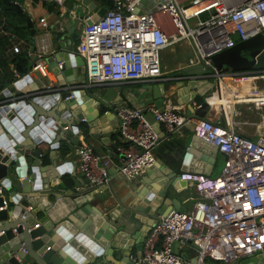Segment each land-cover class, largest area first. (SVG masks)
I'll list each match as a JSON object with an SVG mask.
<instances>
[{
  "label": "built area",
  "instance_id": "1",
  "mask_svg": "<svg viewBox=\"0 0 264 264\" xmlns=\"http://www.w3.org/2000/svg\"><path fill=\"white\" fill-rule=\"evenodd\" d=\"M202 13H206L204 18ZM190 17L196 18L192 25ZM39 25L44 29L37 47L41 59L48 50L45 17L39 18ZM257 33H264V0H113L97 19L85 21L77 48L85 62L87 80L98 84L157 77L161 73L160 51L183 38L190 40L206 64H211L212 53L236 42L232 34L240 40ZM12 48L20 51L18 43ZM214 74L222 75L217 70ZM249 76L252 81L261 79V86L236 90L235 100L258 110L254 138L244 135L231 121L188 118L185 111L160 108L155 103L114 107L120 118L118 133L127 142L118 146L122 158L117 171L127 179L155 161L154 147L160 134L149 115L167 131L190 121L195 135L224 153L222 169L216 176L181 173L182 178L194 183L196 196L191 207L159 214L144 236L140 253L130 255L134 264H183L181 255L173 250L175 240L193 248V264H207V257L231 262L264 251V69L251 71ZM76 153L78 166L91 186L103 190L108 179V155L98 154L88 145L78 146ZM3 189L0 182V209L7 207ZM4 231L0 228V234ZM20 248L26 251L23 244Z\"/></svg>",
  "mask_w": 264,
  "mask_h": 264
},
{
  "label": "water",
  "instance_id": "2",
  "mask_svg": "<svg viewBox=\"0 0 264 264\" xmlns=\"http://www.w3.org/2000/svg\"><path fill=\"white\" fill-rule=\"evenodd\" d=\"M80 2L81 4L76 5L79 7L83 4L87 7L88 10L85 16L89 15L90 17L85 21L90 22L102 15L113 0H106L105 4L101 5L93 0H80ZM14 4L17 11L24 12L18 2L14 1ZM78 12L80 11L78 10ZM24 15L31 34H34V23L31 17L26 12H24ZM77 20H81L79 15L72 19L69 15L62 14V17L55 22L57 26L51 24L53 28L50 38L54 50L49 54H43L41 59L37 56L38 43L35 42V39L30 41L33 63L31 67L26 68L30 71L40 63L48 65L55 77V83L52 85L53 89L44 90L46 87H41L42 85H37L38 83L30 90L22 87L27 82V78L30 77V73L27 71L20 78L21 80H16L14 83L16 88L25 92L22 96L16 95L15 91H11L8 87H4L0 91V182L11 186L14 181L12 174H15L18 176L16 178L20 182L21 191L25 193L32 192L33 188L34 190L41 189L39 187L40 175L43 178L49 175L50 178H53L54 176H61L64 171H70L71 169L67 168V164L58 166L56 159H52L50 163H43L40 159L41 152L39 149V145L42 143L48 142L52 147H58L62 139H65L67 149L68 145L79 143L78 132L80 126L85 133L84 137L91 143V147L96 153L101 154L98 148L99 145L109 146L114 151L117 149V145L108 137L110 132L100 133L95 129V125L100 123L99 117L102 114L110 116L116 113L114 105L105 97V93L95 90L86 78L85 62L77 48L80 38ZM194 55L197 62L183 67L185 73L183 77L179 79L171 77L167 81L168 83L176 82L172 93L175 92L178 102L186 104L185 113L188 118L199 116L216 122L217 116L210 100L213 95V84L206 85L208 80L206 72L211 71L214 73L217 70L221 73L224 69L225 73L233 75L238 72L264 69V33H257L245 39L237 40L233 45L212 53L210 56L211 64H206L196 51ZM15 71L19 75L23 73V68L19 62L15 64ZM215 76L216 74L213 77ZM203 82L205 83L202 85ZM71 84L79 85L75 87ZM2 87L3 85L0 84V89ZM156 88L160 90L165 88L164 82L157 84ZM31 91L33 93H29ZM70 93H72V96H68ZM162 98V95H155L154 103L160 108L164 107L161 103ZM103 107H106V109L100 113V109ZM149 117L153 124H159L150 115ZM117 120L114 129L119 132L120 118L118 116ZM84 122L87 123V126H84ZM185 123L192 129L190 121ZM74 132L77 133L75 137L68 138ZM93 140L96 142H93ZM27 155L34 157L29 164L25 159ZM167 173L169 184L172 183L173 187L177 189L179 183L173 181L175 173ZM70 175L73 185L69 191L68 188H64V190H62L63 188L50 189L55 197H60L61 192H68L75 196L93 190L89 178L84 172L78 174L76 171L71 170ZM108 175L109 171L107 172ZM178 176L181 178L180 174ZM143 179L149 184L157 181L159 176L154 177L151 172H147L146 177ZM61 180L59 178L57 182L60 183ZM43 181L49 183L45 179ZM102 191L95 190V192ZM137 197L140 199L137 205L128 208L143 214L149 213L150 219L144 221L145 228L140 233V240L137 239V236L130 235V240H136L139 244V250L135 254L140 253L147 230L158 219V215L167 208V205L164 206L166 202L159 204L157 198L153 195L148 194L146 196L144 193H138ZM19 201V198H15L13 200L14 206L11 209L7 207L0 209V228L5 230L0 234V254H3L14 264H18V259L14 257V253H17V256L22 259L26 255L32 257L35 264H77L74 259L81 260L82 255L71 246L74 245L72 242H68L69 244L64 242V239L69 238V233L63 231L62 224H64L63 218L65 216L68 220L72 219L77 222V230L72 229L74 232L73 239L76 241L75 245L82 252L91 249L96 253L91 258L87 257L89 260L86 264H134L130 260L131 252L128 250L130 241L125 240L126 233L121 231L122 229H117L111 222L109 213L103 217L99 209L90 208V206L84 207V204H86L84 200L79 205L75 204L73 206L77 210L76 214L82 215L80 217L79 215H68L69 213L64 214L62 211V209H65L64 207H59L60 209L57 207L56 210L47 212L54 203L51 206L39 208L33 200L25 195L21 198L20 204H18ZM117 201L120 205L126 206L122 201L118 199ZM2 203L3 196L0 195V204ZM171 206L173 207V205ZM80 207L83 208L78 209ZM176 207V209L182 210L179 206ZM10 210L13 215L12 219L9 216ZM40 211L42 212V215L39 216L40 221L38 218L36 219L41 225L37 227L38 225L35 226L32 221ZM56 215L60 220L54 218ZM75 217H79V219ZM50 236L60 245L49 250L41 248ZM61 243L64 245L62 246ZM108 243L112 255H109L107 257L109 260L106 261L102 257L106 253L102 245ZM22 244L26 251L20 248ZM172 246L173 250L181 256L183 255L177 240L173 241ZM66 251L75 258L73 256L71 258L70 254H65ZM115 251H119L120 256L115 254ZM64 254L65 256H63ZM98 257L99 259H97ZM73 260L74 262H71ZM230 263L264 264V251L246 255Z\"/></svg>",
  "mask_w": 264,
  "mask_h": 264
},
{
  "label": "crops",
  "instance_id": "3",
  "mask_svg": "<svg viewBox=\"0 0 264 264\" xmlns=\"http://www.w3.org/2000/svg\"><path fill=\"white\" fill-rule=\"evenodd\" d=\"M78 1L80 0H63L62 4H59L55 1L18 0L23 11L29 14L34 23V34L31 39H35V42L38 43V45L41 42V37L44 36V29H42L39 25V18H46L48 22L46 27L48 50L46 51V54H49L54 50V45L50 38L53 28L51 27V24L55 26V22L62 17V14L69 15V17L72 19L76 15H79L81 20H77V24L79 25L78 32H81L85 23V14L87 13L88 9L82 4L79 7L83 12H78L77 7L75 6V4H78ZM167 26L170 27V24L168 25L167 23ZM1 34L8 36V38H0V84L3 85L0 91H2L4 87H8L11 91H15L16 95L22 96L25 92H23L22 89L20 90L16 88L14 83L16 80H21L20 78L24 75V73L29 71V69L26 67H31L33 63L31 60L32 52L30 51L31 40L27 41L24 37L19 36L11 29L3 28L2 24L0 25V35ZM15 43L19 44L20 51L13 50L12 47ZM169 46L170 45H168V47ZM165 48L167 47H164L162 50ZM25 52L28 53L29 57L25 62H20L19 56ZM195 57L196 56L194 54L188 57H176L173 60V63H169V65L165 61L161 62V73L155 78L146 80L105 81L98 84H90L94 86L95 90L103 91L105 93V97L114 105V107L117 105L143 107L154 103L155 95H162L163 98L161 103L164 107H172L180 109L181 111H186V104L184 102H178L175 92L172 93L176 82L172 81L171 83H168L167 80L171 77L176 79L183 77V75H185L183 72V67L197 62ZM16 62H19L23 68V73L21 75L17 74L15 71ZM224 72L225 71L223 69L221 71L222 75L219 77H213L214 73L211 71L206 72L208 76L206 85L213 84L212 97L215 99L211 100V105L213 106L215 115L217 116L216 120L220 123L231 121V123L235 125L236 129L241 131L244 135L254 138L258 130L256 126V122L258 120V110L248 102H237L235 100V92L237 88L239 91H246L254 86L256 87V85L259 87V83L255 82L256 80H251L249 76L251 75V71L238 72L235 75H229L228 73ZM29 73L30 77L27 78V82L24 83L25 85L22 87L30 90V88L35 87L36 83H38L37 85H42L41 87H50L48 89L44 88V90L53 89L52 85L55 83V77L51 73L48 65L40 63V65L35 66L34 69L30 70ZM241 75L244 76L243 79H241V77H237ZM210 76L212 77L210 78ZM211 79L213 80L212 82ZM162 82H164L165 88L161 90L156 88V85ZM204 83L205 82H203L202 85ZM71 85L76 87L79 84ZM153 86H155V88H153ZM29 93L33 92L31 91ZM105 109L106 107L101 108L100 113H102ZM99 120L100 123L95 125V129L100 133L110 132L108 137H110V140L117 145V149L115 151L109 146H98L101 154L108 155L110 158V162L106 167L107 171H109V175L107 177L108 179L104 183L102 192H95L96 189L93 188V190L87 191L82 195L73 196L68 192V194L66 192H61L62 194L60 197H55L51 191L52 189L56 188H63L62 190H64V188H68L69 191L70 187L73 185L70 175L71 170L76 171L78 174L82 172L78 166V155L76 153V148L80 145L91 146V143L86 140L84 137L85 133L79 126V143L68 145L67 149V143L65 142V139H62L58 147H52L48 142L39 145L41 152L40 159L43 161V163H50L52 159H56L58 166L67 164V168H71L70 171H64L61 176H54L53 178H50V175L45 176L44 178L40 175L39 187L41 189L34 190L33 188L32 192L27 193L21 191L20 182L16 178L18 176L12 174L14 181L11 183V186H7L2 183L4 187L3 195L7 200L8 209H11L12 206H14L13 200L15 198H19L21 201V198L25 195L28 196L30 200H33V202L36 203L37 207L39 208L48 207L54 203L53 206L49 207L47 212L56 210L57 207H64L65 209H62L64 214L69 213L68 215H79V217L82 215L76 214L77 210H75L76 208L73 206L75 204L79 205L82 203V200H84L86 203L84 204V207L90 206V208L93 207L95 209H99L102 212L103 217L105 214L109 213L110 220L116 226V228L119 230L122 229L121 231L126 233V238L124 239L130 241L128 250L131 252V254H135L139 250V244L136 242V240H130V235H135L137 236V239L140 240V233L143 232V229L145 228L144 221L150 219L149 213L143 214L128 208L129 206L133 208L135 205H137L138 201L140 200L138 199L137 194L144 193L146 196L148 194L153 195L157 198L159 204L166 202L164 203V206L167 205V208L163 213H167L171 209H176V206H179V208L182 210L189 209L196 196V190L194 188L193 181L182 178L181 173L186 171H194L202 172L209 176H216L222 169L224 153L214 144L207 142L195 135L193 130L186 123L185 125H182L173 131H167L162 123H155L153 126L160 134V140L154 147V153L156 157L155 161L136 176L127 179L120 175L117 171L118 165L121 163L122 158V153L120 150H118V146L127 145V142L122 140L119 133L114 129L118 122L117 115L111 114L108 116L102 114L99 117ZM84 126H87L86 122H84ZM75 134L77 133H71L68 138L75 137ZM93 142L96 141L93 140ZM53 144L55 143L53 142ZM25 159L29 164L34 159V157L27 155ZM98 163L102 164L101 162ZM147 172H151L154 177L159 176V179L147 184L143 179L146 177ZM167 172L175 173V178L173 181L179 183L177 189L173 187L172 183L169 184V176ZM179 174L181 178H179ZM59 178L62 179L60 183L57 182ZM43 179L49 181V183H45ZM165 187L167 188L165 189ZM46 189H48V191H46ZM117 199L122 201V203H124L126 206L120 205ZM20 201L18 204H20ZM171 205H173V207ZM82 208L83 207H80L78 209ZM40 215H42L41 211L37 216H35L33 221L31 219L33 224L40 221ZM9 216L10 219H12L13 215L11 210L9 211ZM79 217L75 218L79 219ZM36 218H38L39 221H37ZM54 218H58V215H56ZM57 220L60 219L58 218ZM63 220V231L69 233V238L64 239V242L67 244L72 242L74 245H70L82 255L81 260H76L77 258L74 259L75 263L86 264L89 260L87 257L91 258L94 256L96 254L95 251L87 249L85 252H82L77 247V245H75L76 241L73 239L74 232L72 229L74 231L77 230V222L73 221L72 219L68 220L67 216H65ZM40 225L41 223L39 222L38 226H36L40 227ZM56 244L57 243L53 237L50 236L47 238L45 243H43L41 248H46L47 250L54 249V247L60 245ZM63 245L64 244H62V246ZM102 247H104V251L106 252L102 255V257L104 260L108 261L109 259L107 257L112 255L111 251L109 250V243L102 245ZM179 247L183 253L181 256L183 259V264H193L195 261V252L193 248L189 244H179ZM108 252L110 254H107ZM65 254L69 255L70 253L66 251ZM65 254L63 256H65ZM115 254L120 256L119 251H115ZM14 255V257L18 259V264H35L34 259L28 255H26L23 259L18 257L17 253H14ZM72 256L73 255H71V258ZM97 259H99V257ZM74 260L71 262H74ZM206 262L207 264H233L223 260H215L209 257L206 258ZM0 264L14 263L3 254H0Z\"/></svg>",
  "mask_w": 264,
  "mask_h": 264
},
{
  "label": "trees",
  "instance_id": "4",
  "mask_svg": "<svg viewBox=\"0 0 264 264\" xmlns=\"http://www.w3.org/2000/svg\"><path fill=\"white\" fill-rule=\"evenodd\" d=\"M14 1L18 2V0H0V25L2 24L3 28L11 29L19 36L30 41L33 34H31L30 27L26 24L24 13L16 10ZM102 1L104 3V0ZM75 6L77 7V11L83 12L76 4ZM1 37L8 38L4 34H1ZM28 57V53L25 52L19 56V60L20 62H25Z\"/></svg>",
  "mask_w": 264,
  "mask_h": 264
},
{
  "label": "rangeland",
  "instance_id": "5",
  "mask_svg": "<svg viewBox=\"0 0 264 264\" xmlns=\"http://www.w3.org/2000/svg\"><path fill=\"white\" fill-rule=\"evenodd\" d=\"M94 1H96V3H98L99 5L105 4L106 2L105 0L104 3L102 0H94ZM77 3L81 4L80 1H78ZM205 15L206 13H202L200 16L201 18H204ZM195 20H196L195 17H190L188 21L192 25ZM232 37L236 41L239 39L237 34H232ZM193 54H195V51L192 43L190 42L189 39L183 38L177 41L175 44L172 45L170 44L169 47L167 46V48L160 51V63L165 61L169 65V63L171 64L173 63V60L176 57H184V56L188 57V56H192ZM255 82L259 83V86H261V82H262L261 79Z\"/></svg>",
  "mask_w": 264,
  "mask_h": 264
},
{
  "label": "bare ground",
  "instance_id": "6",
  "mask_svg": "<svg viewBox=\"0 0 264 264\" xmlns=\"http://www.w3.org/2000/svg\"><path fill=\"white\" fill-rule=\"evenodd\" d=\"M257 81V80H256ZM239 85H241V84H239ZM240 88V87H239ZM237 90H238V88H237ZM240 91H243V90H240ZM212 99H215L214 97H212L210 100H212ZM218 99V98H217ZM173 100V99H172ZM172 102V101H171Z\"/></svg>",
  "mask_w": 264,
  "mask_h": 264
}]
</instances>
